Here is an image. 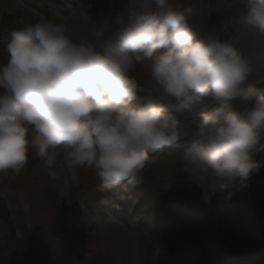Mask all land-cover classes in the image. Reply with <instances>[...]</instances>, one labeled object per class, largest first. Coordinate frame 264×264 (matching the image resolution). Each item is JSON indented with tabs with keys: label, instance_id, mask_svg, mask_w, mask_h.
Listing matches in <instances>:
<instances>
[{
	"label": "clouds",
	"instance_id": "obj_1",
	"mask_svg": "<svg viewBox=\"0 0 264 264\" xmlns=\"http://www.w3.org/2000/svg\"><path fill=\"white\" fill-rule=\"evenodd\" d=\"M191 3L120 0L88 38L63 17L14 30L0 64V176L20 175L31 150L52 179L60 159L90 170L106 194L97 205L134 203L128 185L176 148L179 171L212 190L246 187L264 165V0L219 24ZM211 104L236 110L221 118Z\"/></svg>",
	"mask_w": 264,
	"mask_h": 264
},
{
	"label": "rangeland",
	"instance_id": "obj_2",
	"mask_svg": "<svg viewBox=\"0 0 264 264\" xmlns=\"http://www.w3.org/2000/svg\"><path fill=\"white\" fill-rule=\"evenodd\" d=\"M119 6L120 0H0V64L14 30L63 17L88 38L101 12ZM195 7L207 23L219 24L245 11L246 0H199ZM133 75L146 83L147 66ZM257 94H264L262 83ZM216 109L222 118L236 106L203 110ZM152 155L143 182L127 187L134 203L99 206L106 194L97 191L90 170H70L60 159L52 179L30 150L20 175L0 176V264H264V196L253 185L256 174L264 177V165L244 188L212 190L179 171V149Z\"/></svg>",
	"mask_w": 264,
	"mask_h": 264
}]
</instances>
